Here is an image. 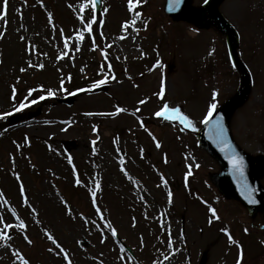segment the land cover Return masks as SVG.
I'll return each mask as SVG.
<instances>
[{
  "label": "rangeland",
  "instance_id": "obj_1",
  "mask_svg": "<svg viewBox=\"0 0 264 264\" xmlns=\"http://www.w3.org/2000/svg\"><path fill=\"white\" fill-rule=\"evenodd\" d=\"M203 1L188 5L196 11ZM101 2L94 15L91 0H7L6 9L0 0V264H198L204 251L205 264H264V231L216 190L208 175L219 166L196 145L208 106L238 84L223 36L207 23L172 20L165 0H140L131 11L127 0ZM219 9L254 80L231 127L255 151L264 148V0H220ZM99 80L107 91L89 93ZM162 81L164 101L191 126L155 115ZM48 90L76 94L75 102L48 101L21 125L1 119L36 109ZM21 103L28 106L17 111Z\"/></svg>",
  "mask_w": 264,
  "mask_h": 264
},
{
  "label": "water",
  "instance_id": "obj_2",
  "mask_svg": "<svg viewBox=\"0 0 264 264\" xmlns=\"http://www.w3.org/2000/svg\"><path fill=\"white\" fill-rule=\"evenodd\" d=\"M98 1L99 0H96L97 6ZM207 6L209 7V15L212 18V22L226 33L229 51L239 70L241 81L235 94L223 105H221L213 114L211 118L212 123H205L202 126L198 133V138L200 145L206 148L208 152L223 166V171L212 177L215 185L226 197L241 201L247 206L250 213H253L259 209L264 210V189L260 188L257 182V177L264 173V162H260V171L254 172L252 161L247 155L238 151V149L231 142L227 131V123L230 115L248 97L250 91V79L243 64L238 60L234 49L236 34L218 12L216 8V0H208ZM166 11L174 18H195V16L192 15L190 10L187 8V0H182V3H180L177 7H172L170 5V0H168L166 4ZM202 16L203 13L200 15V18H202ZM100 89H105V87L97 88L95 91ZM73 100L74 97L69 96L63 99H58L57 101L60 103L71 104ZM39 112L40 110L38 109L28 117H33ZM18 118V115H14L10 118V120L11 122H14ZM217 120H219L220 124L223 126V140L231 145V154H238L239 157L243 158V176H241L238 171L233 170L228 158L230 153L223 150V146L218 143V140H220L221 137L218 136L215 131V124ZM245 184L248 185V188L251 191V198H248L247 193L242 191V186ZM204 262L205 254H203L200 264H204Z\"/></svg>",
  "mask_w": 264,
  "mask_h": 264
},
{
  "label": "snow or ice",
  "instance_id": "obj_3",
  "mask_svg": "<svg viewBox=\"0 0 264 264\" xmlns=\"http://www.w3.org/2000/svg\"><path fill=\"white\" fill-rule=\"evenodd\" d=\"M138 3H140V0H127L128 8H129L130 11L133 10L136 7V4H138ZM180 3H182V0H170V5L172 7H177V6L180 5ZM205 3H207V0H205ZM91 4L94 6L95 5V0H91ZM6 7H7V0H5V9H6ZM85 7H87V4H82L80 10L83 11ZM104 11L107 12V9H105ZM3 15L6 16V11H5V13ZM135 15L138 17L140 15V13L136 12ZM81 19L83 20L84 18L81 17ZM94 22H96L95 16H93L92 20L87 23V31L91 32L93 30V23ZM100 23H103V21H100ZM129 23H130L129 21H125L124 22L123 27L125 28V30L127 29V26H128ZM131 23L134 24L135 21L133 20V21H131ZM146 26L147 25L145 24V27ZM0 35H2V33H0ZM79 38H82V35ZM21 39H23V37H21ZM65 46H67V43L65 44ZM29 63H31V62H29ZM156 63L159 64L160 61H157ZM39 67H43V65H39ZM109 67H111V65H109ZM21 71H24V69H21ZM63 83L64 82L62 80L61 81V85L62 86H63ZM103 83H106V80L96 81V84H103ZM93 86L95 87V84ZM41 87H43V86H41ZM34 91H35V89H29V96H31V94ZM77 91H82V89H78ZM164 94H165V86H164V83L162 81L161 82V86H160V91L157 92L156 95L161 100L163 106L159 110H157L155 112V115L157 117H166L169 120L177 119V120L180 121V123H182V124L183 123H187L189 126H191V120L189 119L188 116L184 115L180 111V108H178V107H169V104L166 101H164ZM216 94L217 93L214 91L213 92V96L215 97ZM47 95L48 96H53V95H55V93L53 91H51V90H48L47 91ZM25 99L27 100L28 97H26ZM44 99H45L44 95H41V96L38 97V100H44ZM38 100H31L29 102L32 103V104H35V103L38 102ZM140 103L142 104V103H144V101H140ZM27 106H28V104L21 103L19 105V109H16V110L18 111V110L23 109V108H25ZM215 109H216V104L214 102L211 103L208 106L207 113H206V115L203 118V122L204 123H212L211 118L213 116V112L215 111ZM122 110L123 109L118 107L116 109V112H120ZM5 115H7V114H5ZM215 131H216V134L221 137V139L218 140V143H220L223 146V150H225V151L230 153L228 158H229L230 164L233 167V170L234 171H238L240 173V175L243 176V158L239 157L238 154H231V145L229 143H227L225 140H223V132H224V130H223V126L220 124L219 120L216 121ZM157 146H159V144H157ZM76 183L79 184V183H81V181L79 179H77ZM97 187H99L98 183H97ZM21 191H23V185H21ZM242 191L247 193L248 198H251V191L249 190L247 184L242 186ZM92 196L95 197V192L92 193ZM169 199H171V193H169ZM210 211L215 214L216 210L215 209H210ZM23 226H24V222L21 220L20 221V227H23ZM4 227L5 228H10V227H12V225L5 224ZM108 227L111 228L113 234L116 233V229L112 228L111 224H109ZM223 231L227 232V229H224ZM5 235H6V233L0 232V236H5ZM48 238L49 239H53V237L51 235H49ZM229 240L232 241V242H235V241H233V238L230 235H229ZM29 243H31L30 240H29ZM61 251H63V249H61ZM64 255H65V257H67V253H64ZM24 264H28V261L25 260ZM69 264H71V261H69ZM237 264H240V260L239 259L237 260Z\"/></svg>",
  "mask_w": 264,
  "mask_h": 264
}]
</instances>
